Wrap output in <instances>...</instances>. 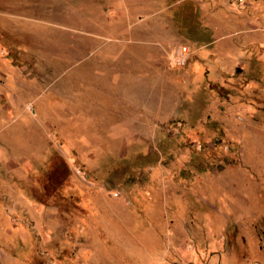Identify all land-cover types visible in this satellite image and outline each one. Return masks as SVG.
<instances>
[{"label":"rangeland","instance_id":"obj_1","mask_svg":"<svg viewBox=\"0 0 264 264\" xmlns=\"http://www.w3.org/2000/svg\"><path fill=\"white\" fill-rule=\"evenodd\" d=\"M0 264H264V0H0Z\"/></svg>","mask_w":264,"mask_h":264}]
</instances>
